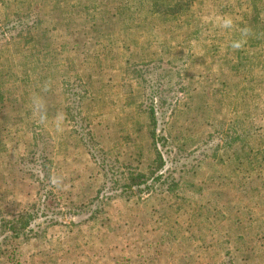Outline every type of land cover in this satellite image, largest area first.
I'll return each instance as SVG.
<instances>
[{
  "label": "rangeland",
  "instance_id": "1",
  "mask_svg": "<svg viewBox=\"0 0 264 264\" xmlns=\"http://www.w3.org/2000/svg\"><path fill=\"white\" fill-rule=\"evenodd\" d=\"M0 264H264V0H0Z\"/></svg>",
  "mask_w": 264,
  "mask_h": 264
},
{
  "label": "trees",
  "instance_id": "2",
  "mask_svg": "<svg viewBox=\"0 0 264 264\" xmlns=\"http://www.w3.org/2000/svg\"><path fill=\"white\" fill-rule=\"evenodd\" d=\"M3 32V31H2ZM153 113V112H152ZM155 121L156 120H154V117H152V123L154 124L155 123ZM150 135H151V137H153V138H156V136H155V127H153V125H152V128H151V130H150ZM93 151H96V150H93ZM103 164V163H102Z\"/></svg>",
  "mask_w": 264,
  "mask_h": 264
}]
</instances>
